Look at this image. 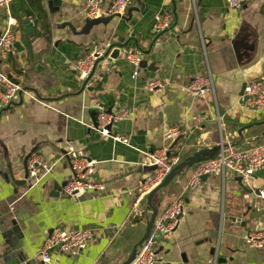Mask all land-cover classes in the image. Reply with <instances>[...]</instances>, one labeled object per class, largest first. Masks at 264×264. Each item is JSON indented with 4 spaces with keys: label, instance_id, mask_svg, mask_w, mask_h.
<instances>
[{
    "label": "crops",
    "instance_id": "obj_1",
    "mask_svg": "<svg viewBox=\"0 0 264 264\" xmlns=\"http://www.w3.org/2000/svg\"><path fill=\"white\" fill-rule=\"evenodd\" d=\"M48 1L17 0L0 9V39L11 26L23 48L0 60V72L23 88L19 100L0 114V264H44L38 252L57 228L93 230L96 238L80 254H57L54 264H121L151 217L147 198L142 216L132 214L131 193L147 173L142 167L146 154L166 144V128L183 130L185 138L175 150L181 162L221 142L234 144L241 128L264 121V115L255 117L240 107L245 85L264 76V0H250L237 12L229 10L227 0H131L129 9L138 11L130 17L127 12L87 32L89 0H63L56 14ZM112 2L104 0V7ZM166 14L173 15V23L158 31L157 18ZM31 18L36 26L30 22L27 30L24 22ZM109 47L120 48V57L99 62L88 84L81 82L78 62L99 49L105 54ZM128 50H137L141 62H147L136 79ZM209 72L215 95L198 99L185 94L195 76ZM155 80L165 90L153 96L148 86ZM100 111L130 112L135 119L117 122L112 136L103 137L96 129ZM243 135L238 147L226 151L264 140V124ZM114 137L127 138L129 144ZM69 145L98 162L95 180L106 184L105 192L89 191L77 199L64 195L72 177L64 156ZM34 154L42 160L38 186L26 180L27 161ZM193 171L152 201L157 218L180 196L187 210L179 230L159 249L157 264H207L214 256L217 264H264V249L250 248L244 240L250 232L264 231L259 197L264 172L256 175L254 192L232 172L208 177L198 192H189ZM14 221L23 239L12 241L22 242L20 249L4 238Z\"/></svg>",
    "mask_w": 264,
    "mask_h": 264
},
{
    "label": "built area",
    "instance_id": "obj_2",
    "mask_svg": "<svg viewBox=\"0 0 264 264\" xmlns=\"http://www.w3.org/2000/svg\"><path fill=\"white\" fill-rule=\"evenodd\" d=\"M17 0H0V9H9L11 4ZM250 0H227L230 11L241 10ZM131 0H113L112 4L106 9L104 0H89L86 17L89 20H97L108 17H125L130 7ZM35 27L36 21L30 19ZM173 23V15L166 14L157 18L158 31L169 29ZM15 37L11 26H8L4 35L0 39V60H7L13 54ZM104 55V50L99 49L82 58L77 64L78 78L81 82L88 84L92 72L98 59ZM127 60L134 68L133 78L138 77L141 69V53L137 50H128ZM148 89L153 96L165 90L164 84L159 81H151ZM186 95L206 99L215 95V83L212 74L195 76L184 88ZM23 88L13 83L7 74L0 72V114L13 103L17 102ZM241 111L249 113L255 117L264 115V76L254 78L245 85L244 95L241 99ZM236 113V112H235ZM125 119H135V115L130 112H118L108 114L100 111L97 117V131L103 137L111 135V127L117 122ZM199 123L200 119L196 118ZM183 134L180 126L166 128L164 147L154 150L148 154L142 163V167H156L152 172L144 173L134 192L132 214L142 216L144 200L157 186L171 173L173 168L180 162L178 154L175 153L171 158L168 157L170 146ZM115 142L129 144V140L124 137H114ZM64 156L69 160L72 177L63 187L64 195L69 199H77L86 192H105L106 184L95 180L98 162L90 158L86 151L80 147L69 145L65 150ZM42 166L41 158L34 154L27 161L28 176L27 182L32 186L41 183L40 171ZM229 172L243 178L245 186L252 188L256 175L264 172V144L240 151H224L217 157L201 163L193 171L187 186V191L198 192L203 185L204 176H218L225 178ZM264 200V191L259 196ZM187 216L186 203L184 196L178 197L166 211L156 219L153 230L138 251L136 259L131 264H157L159 259V249L167 241L172 239L179 230ZM96 233L89 229L64 230L53 229L49 233L39 252L38 259L44 264H54L57 254H80L87 249L95 240ZM246 244L253 249H264V231L250 232L244 237ZM217 256L211 258L207 264H217Z\"/></svg>",
    "mask_w": 264,
    "mask_h": 264
},
{
    "label": "water",
    "instance_id": "obj_3",
    "mask_svg": "<svg viewBox=\"0 0 264 264\" xmlns=\"http://www.w3.org/2000/svg\"><path fill=\"white\" fill-rule=\"evenodd\" d=\"M62 4H63V0H50V1H48V7H49V10L51 11L52 14L58 13L60 11L61 7H62ZM134 11H138V9H136V8L129 9L128 17H130ZM114 18H118V17H108V18H101V19H97V20H89V22L87 23V25H86V27L84 29V32H87L90 28H92L95 25L107 24L111 20H113ZM24 23L29 27V28H27V30H30V28L32 27L31 24H30V20L27 19V20H25ZM69 26H70V28H72L73 32H75L74 28L72 27V25H69ZM13 48L17 49V50H19L21 52L23 51L22 50L23 48H22V46H21V44L19 42H15L14 45H13ZM120 55H121V49L120 48L113 49L112 47H109V49L106 50L105 54L98 59L97 64L99 62L107 59L108 57L109 58H116V57L119 58ZM97 64H96V66H97ZM96 66H95L92 74L94 73V71L96 69ZM141 66H147V62L146 61H142L141 62ZM8 77L13 83L19 85V82H17L11 75H9ZM244 90H245V87L243 89V93H242L243 95H244ZM24 91H27V90L25 89ZM262 124H264V121L241 128L238 131V134H239V137H240V141H238V142H236L234 144H226V143L221 142L220 144H218V145H216V146H214L212 148L201 149V150L193 153L191 156L185 157L184 160L179 162L173 168L171 173L165 178V180L159 186H157L152 192H150V194L148 195V197H147V202H148L147 212L151 213V217H150V220H149V222L147 224L145 234L141 238V240L135 244V246L133 247L130 255L121 264H131L136 259L139 249H141L142 246L144 245V243L148 240V238H149V236H150V234H151V232L153 230L155 221H156V219L158 217V214H159L158 209L156 207H154L153 203H152L154 197L156 196V194L158 192H160L162 189L168 187L176 178L182 177L189 170H192L195 166H197V165H199L201 163H204V162H206V161H208L210 159H213V158L217 157L220 153H222V152H224V151H226L228 149L238 147L242 143V141L244 139V135H243L244 131H246V130L252 128V127H255V126L262 125ZM184 138H185V136L181 135L177 140H175L172 143V145L170 146L169 154H168L169 158H171L172 156L175 155L176 148L182 143ZM155 169H156V167H146L145 171L146 172H152ZM27 176H28V171H27V165H26V178H27ZM207 179H208V176H204L203 177V181H207ZM238 182L247 191L254 192L251 188L249 189L243 184V178L242 177L238 178ZM12 224H13V227L10 228L7 232L4 233V238H8L11 241L10 242V246L13 249H15V248L16 249H20L22 247V242H18V244L15 245V244H13L12 239H13V237H16L17 240H22L23 239V235L21 233L20 228L18 227L17 222L14 221ZM50 233H52V231Z\"/></svg>",
    "mask_w": 264,
    "mask_h": 264
},
{
    "label": "trees",
    "instance_id": "obj_4",
    "mask_svg": "<svg viewBox=\"0 0 264 264\" xmlns=\"http://www.w3.org/2000/svg\"><path fill=\"white\" fill-rule=\"evenodd\" d=\"M39 13L41 14L42 13V10L40 9L39 10ZM28 16H30V17H32L31 15L32 14H27ZM264 144V140H259V141H257V142H255V143H253V144H251V145H249V146H246L244 149H242V150H245V149H249V148H253V147H257V146H260V145H263ZM198 166V165H197ZM197 166H195L193 169L195 170L196 168H197Z\"/></svg>",
    "mask_w": 264,
    "mask_h": 264
}]
</instances>
